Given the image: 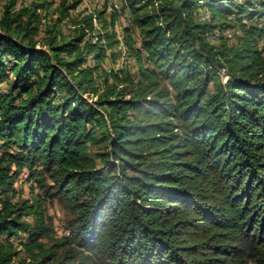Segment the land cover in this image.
I'll return each mask as SVG.
<instances>
[{"label":"trees","instance_id":"16d2710c","mask_svg":"<svg viewBox=\"0 0 264 264\" xmlns=\"http://www.w3.org/2000/svg\"><path fill=\"white\" fill-rule=\"evenodd\" d=\"M65 1L60 19L80 2ZM125 1L142 33L138 82L103 67L117 14L111 31L88 14L38 48L44 4L3 7L0 188L28 169L72 217L46 247L43 218L24 220L38 207L1 200L0 264L20 231L37 251L24 264H264V0ZM229 29L237 46L212 42Z\"/></svg>","mask_w":264,"mask_h":264},{"label":"rangeland","instance_id":"374dc122","mask_svg":"<svg viewBox=\"0 0 264 264\" xmlns=\"http://www.w3.org/2000/svg\"><path fill=\"white\" fill-rule=\"evenodd\" d=\"M8 0H0V16L4 5ZM75 0H66L65 4L69 5ZM64 0H18L17 8L21 5H30L32 3L41 4L44 6L37 10L39 14V20L37 25L39 31L36 35L38 41V48H47L44 45L48 39L51 38L52 34H58L59 36L69 37L74 33V28L79 20L88 14L97 15L100 12L103 13L101 20L94 18L95 31H106L112 30V26L108 24L112 19V15L117 14V20L115 23V32L117 35L116 46L108 51V55L103 61V67L107 71L114 70L116 72L123 71L129 73L134 82L140 80V71L138 67V61L136 56L133 55L131 48H138L141 44L142 33L140 30L132 25V18L129 12L124 10L126 4L125 0H80L78 6L75 9L70 10V15L60 19V6ZM210 14L208 12H201L202 19H208ZM60 20V22H59ZM108 28H104L106 24ZM128 28L129 32L126 31ZM131 28V30L129 29ZM48 30H51L48 31ZM130 33V35L128 34ZM221 35L223 37H221ZM216 32V36H212L211 40L216 45H221L224 41L228 46H237L239 43V36L241 35L237 29H229L223 34ZM130 38V39H129ZM259 49L261 55L264 58V38L259 40ZM88 64L93 66L94 61L89 59ZM228 76L224 69H221V80L223 83L226 82ZM264 79V77L262 78ZM98 82L102 84V80L99 78ZM128 97V95H127ZM106 150V146L100 142L90 146L89 153L93 156L99 153H103ZM3 149L0 147V154ZM100 166V160H98ZM15 169V167H13ZM13 173V172H12ZM37 179L32 177L31 172L28 169H23L13 179L14 192H5L0 188V208L1 200H11L14 203L28 201L29 204H34L38 207L39 213L31 214L24 217V220L28 222L32 229L36 226V220L43 218L44 223L47 227V232L39 239L40 242H44L46 247H50L55 244L57 239L65 236H69L68 220L72 217L70 210L66 207L65 203L59 199L50 200L45 198L43 193L38 187ZM50 181V180H49ZM2 240L8 241V237L4 236ZM29 234L25 231H20L17 235L9 238V242L14 245V252L11 264H24L32 260V254L36 249L29 251L27 245L29 243ZM246 264H253L248 262Z\"/></svg>","mask_w":264,"mask_h":264}]
</instances>
